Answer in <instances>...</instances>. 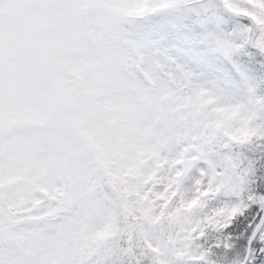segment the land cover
<instances>
[{"label": "snow or ice", "instance_id": "1", "mask_svg": "<svg viewBox=\"0 0 264 264\" xmlns=\"http://www.w3.org/2000/svg\"><path fill=\"white\" fill-rule=\"evenodd\" d=\"M0 264H264V0H0Z\"/></svg>", "mask_w": 264, "mask_h": 264}]
</instances>
